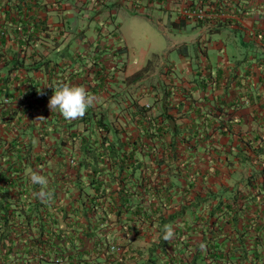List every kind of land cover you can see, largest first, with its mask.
<instances>
[{"label": "crops", "instance_id": "obj_1", "mask_svg": "<svg viewBox=\"0 0 264 264\" xmlns=\"http://www.w3.org/2000/svg\"><path fill=\"white\" fill-rule=\"evenodd\" d=\"M140 1L148 8L175 10L176 19L170 22L184 36L172 41L168 49L175 48L186 57L180 67L175 60L164 63L154 56L128 71L122 61L127 41L124 46L116 45L122 39L113 29L114 13L124 0H0V81H5L0 87L7 88L9 101L23 112L19 120L0 122V135L11 140L26 129L40 140L37 149L41 153L51 151L60 141H66L61 149L67 152L71 139L76 145L98 146L104 135L122 138L138 121L146 117L161 120L169 113L182 134L193 131L203 138L194 163L198 164L196 173L205 178L204 185L218 191L262 186L264 0H185L205 9V15L192 20H179L180 0ZM214 34L219 38L212 41ZM163 55L168 56L167 52ZM176 68L179 73L174 72ZM63 84L85 87L96 97L83 118L66 121L48 108L53 89ZM144 104L149 105L148 116H137ZM194 142L190 141L192 148H178L193 152ZM145 151L141 153L147 158ZM65 154L63 163L69 156ZM56 160L59 157H52L37 172L47 176V188L56 184L58 202L76 207L88 189V177L84 170L77 178L76 168L56 169ZM250 175L254 176L247 182ZM21 229L13 235L15 255L17 264H28L24 251L29 247V232L21 234ZM74 235L78 240L69 239L72 243L65 237L52 240L45 248L46 259L67 254L93 258L94 239L83 238L80 244V234ZM200 238L187 237L190 243ZM176 253L178 260L188 259L187 251ZM119 255L114 263L121 259ZM156 256L160 264L178 263L167 262L160 250ZM124 262L133 264L127 258Z\"/></svg>", "mask_w": 264, "mask_h": 264}, {"label": "trees", "instance_id": "obj_2", "mask_svg": "<svg viewBox=\"0 0 264 264\" xmlns=\"http://www.w3.org/2000/svg\"><path fill=\"white\" fill-rule=\"evenodd\" d=\"M5 98L10 99L7 88L0 87V116L7 117L0 121L19 120L23 112L12 102L5 103ZM148 108L144 104L137 116H148ZM25 130L11 140L0 135V264H17L13 235L19 228L21 234L29 232V247L24 251L28 264L47 260L59 264H124L125 258L133 264H160L157 250L169 263L178 260L175 255L179 250L191 254L187 262L180 259L175 264H264V179L262 186L245 191H218L204 185L205 178L196 173L194 163L203 138L193 131L182 134L171 114L164 113L161 120L146 117L125 130L122 138L104 135L98 146L89 142L76 145L71 139L67 152L61 149L66 141H60L51 151L41 153L37 149L40 140ZM192 139L193 152L178 148L191 147ZM142 145L147 158L137 155ZM65 153L75 164L66 159L63 163ZM54 156L59 157L56 169L76 168L77 178L81 170L88 177V189L76 207L58 202L55 183L51 188L45 186L50 202L42 203L35 195L41 188L30 183L29 174L45 168ZM259 173L264 174V168ZM187 213L190 219L185 218ZM167 224L175 233L170 241L163 239ZM111 228L118 229L126 246L118 263H114L117 252L108 249L109 235L113 243L119 237ZM74 233L80 234V244L83 238L94 239L93 258L67 254L56 256L57 260L46 259L45 248L52 240L74 239ZM150 233L155 235L148 238ZM190 235L201 238L190 243Z\"/></svg>", "mask_w": 264, "mask_h": 264}, {"label": "rangeland", "instance_id": "obj_3", "mask_svg": "<svg viewBox=\"0 0 264 264\" xmlns=\"http://www.w3.org/2000/svg\"><path fill=\"white\" fill-rule=\"evenodd\" d=\"M170 10L169 12L164 11L159 6L148 8L146 7V2L140 0H124L123 5L116 8L113 16L116 26L114 25L113 29H116L117 34L122 39L120 42L117 39L116 45L120 44L124 46L125 41H127V51L123 53V60H121L125 61L128 65V71H135L145 64L148 59L154 56L164 63L175 60L176 65L179 64L178 67H180V64H183V60H186V57L180 56L175 48L168 49L172 41L179 40L181 36H184L178 31L177 27L171 24L170 21L176 19V13L173 8ZM86 21L89 22V19ZM211 37L210 40L212 41L219 38L218 34L211 35ZM114 50L117 52L116 49ZM163 52H167L168 56L165 57ZM174 72L179 73V69L176 68ZM12 126H14V124L8 127ZM12 129L14 130V128ZM198 152H200V150ZM198 152L195 157L199 155ZM137 155H139V158L143 157L141 152ZM196 166L198 167V164H196ZM161 169L162 172L166 171L164 167ZM28 170L27 168L26 171ZM170 209L173 210V206ZM189 216L190 214L187 213L185 218L190 219ZM114 230L117 232L118 229ZM116 234L118 236L120 232ZM154 235L150 233L147 237L150 238ZM110 238L111 236L108 237V243L115 246L113 251L122 255L126 246H124L120 235L116 239V243L111 242L112 239ZM56 263L59 264V262Z\"/></svg>", "mask_w": 264, "mask_h": 264}, {"label": "clouds", "instance_id": "obj_4", "mask_svg": "<svg viewBox=\"0 0 264 264\" xmlns=\"http://www.w3.org/2000/svg\"><path fill=\"white\" fill-rule=\"evenodd\" d=\"M96 103V97L89 94L87 89L82 86H70L63 84L53 89V95L48 101V108L51 112H58L66 121H74L83 118L89 108ZM40 118V117H39ZM30 183L39 185L41 190L35 195L42 203H48L51 200L50 193L46 190L48 179L32 171L29 174ZM174 228L171 224L164 226L163 239L170 241L174 238Z\"/></svg>", "mask_w": 264, "mask_h": 264}, {"label": "built area", "instance_id": "obj_5", "mask_svg": "<svg viewBox=\"0 0 264 264\" xmlns=\"http://www.w3.org/2000/svg\"><path fill=\"white\" fill-rule=\"evenodd\" d=\"M198 2L202 3V0H199ZM203 14L205 15V9H203L201 5H199L198 7H193L192 4L189 3L188 1H185V0L179 1V6H178L179 20L199 19ZM44 95L45 96L47 95L46 92L44 93ZM4 102L5 103L9 102V99L5 98ZM146 106L148 107L149 105L146 104ZM142 150H145V145H142ZM67 162L71 165L75 164V160L72 158H69ZM263 204H264V201H263ZM108 249L109 251L112 252L115 249V246L111 244ZM190 255L191 254H188L187 257H190ZM54 260H57V258H55Z\"/></svg>", "mask_w": 264, "mask_h": 264}]
</instances>
